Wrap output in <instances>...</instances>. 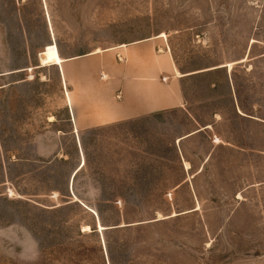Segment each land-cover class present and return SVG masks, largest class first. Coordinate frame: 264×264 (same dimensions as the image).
Wrapping results in <instances>:
<instances>
[{
	"label": "rangeland",
	"instance_id": "obj_1",
	"mask_svg": "<svg viewBox=\"0 0 264 264\" xmlns=\"http://www.w3.org/2000/svg\"><path fill=\"white\" fill-rule=\"evenodd\" d=\"M161 34L185 106L69 134L64 57ZM0 264H264V0H0Z\"/></svg>",
	"mask_w": 264,
	"mask_h": 264
},
{
	"label": "crops",
	"instance_id": "obj_2",
	"mask_svg": "<svg viewBox=\"0 0 264 264\" xmlns=\"http://www.w3.org/2000/svg\"><path fill=\"white\" fill-rule=\"evenodd\" d=\"M161 37L167 39L164 34L146 36L64 57V73L60 71L72 99L70 105L66 97L69 134L81 140L82 131L185 106L183 78L191 74L179 76L174 55Z\"/></svg>",
	"mask_w": 264,
	"mask_h": 264
},
{
	"label": "water",
	"instance_id": "obj_3",
	"mask_svg": "<svg viewBox=\"0 0 264 264\" xmlns=\"http://www.w3.org/2000/svg\"><path fill=\"white\" fill-rule=\"evenodd\" d=\"M106 228L109 229V228H111V227H110V226H106ZM107 229H106V230H107Z\"/></svg>",
	"mask_w": 264,
	"mask_h": 264
},
{
	"label": "bare ground",
	"instance_id": "obj_4",
	"mask_svg": "<svg viewBox=\"0 0 264 264\" xmlns=\"http://www.w3.org/2000/svg\"><path fill=\"white\" fill-rule=\"evenodd\" d=\"M61 60L60 59H58V62H60Z\"/></svg>",
	"mask_w": 264,
	"mask_h": 264
}]
</instances>
